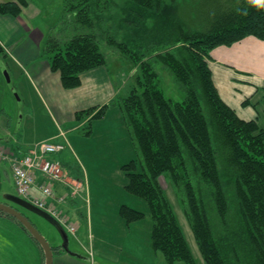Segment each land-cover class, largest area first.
Returning <instances> with one entry per match:
<instances>
[{
  "label": "trees",
  "instance_id": "trees-1",
  "mask_svg": "<svg viewBox=\"0 0 264 264\" xmlns=\"http://www.w3.org/2000/svg\"><path fill=\"white\" fill-rule=\"evenodd\" d=\"M21 4L0 3V14L17 16ZM183 5H190L193 18L203 9L201 0H63L69 23L60 38L48 37L44 52L64 88L79 86L82 72L107 66L103 44L135 65L125 95L79 110L75 120L90 136L92 120L119 108L136 153L121 165L125 189L144 199L149 210L122 205L119 213L127 224L149 218L154 254L161 252L167 264H198L164 180L205 264H264V129L254 119L240 118L221 98L208 62L216 46L248 35L264 39V0H225L222 11L200 29L184 25ZM0 53L5 54L1 45ZM157 63L183 88L182 101L165 95ZM0 217L20 225L44 264L42 247L28 230L8 213L0 211ZM52 250L65 252L60 245Z\"/></svg>",
  "mask_w": 264,
  "mask_h": 264
},
{
  "label": "crops",
  "instance_id": "crops-1",
  "mask_svg": "<svg viewBox=\"0 0 264 264\" xmlns=\"http://www.w3.org/2000/svg\"><path fill=\"white\" fill-rule=\"evenodd\" d=\"M8 1L17 0H0V3ZM23 1L24 5H19L20 13L17 16L0 14V45L15 64L18 73L22 72L19 76L29 86L30 96L26 98V106L38 108L49 118L52 126L62 130L61 133L60 130L55 134L51 133L47 138L48 141L68 143L66 145L70 153L67 151V154H62L63 159H58L62 167L65 168L69 160L68 154L72 153L78 155L84 164L81 170L76 171L77 176L75 172H71V177L68 179L66 176L65 182H54V199L45 198L52 201L75 227L74 243L81 247L80 250L70 249L82 257L66 252L57 253L54 255L53 264H139L142 252L145 255L148 253L151 225L149 230L142 232L143 219L127 224L119 213L122 205L149 213L146 201L125 189L127 178L121 165L130 160L128 158L133 155V147L128 136L125 138L127 129L119 108H109L104 118L93 120V132L90 136H68L74 127H62L63 123L73 122L77 111L107 103L119 93L120 86L113 83L108 67L101 65L82 72L79 86L64 88L59 72L51 70L48 55L44 52L45 32L34 23L44 10V2L40 4L39 0ZM208 62L221 98L240 118L254 119L264 129V39L248 35L231 45L216 46L210 51ZM23 92L25 100L27 89H23ZM108 114L120 124V136L111 134L112 130L106 126ZM2 125L0 133L7 136L8 130ZM47 140L27 141L24 149L16 145L11 146L10 150H13L11 153L24 154L35 144ZM0 141L6 140L0 136ZM96 173L105 176L107 190L104 206L93 204L92 195L95 197L96 193L92 194L91 182H98ZM43 181L44 177L38 175L36 185ZM36 185L31 187L30 194L42 198L43 195ZM60 197L63 200L57 202L56 199ZM81 210L85 211L84 214H81ZM82 217L85 220L79 222ZM84 221L85 229L81 235H77ZM82 235L86 244L80 241ZM141 235H146L144 240ZM7 236L6 234L5 239L12 245L7 246V241L2 240L0 235V254L10 255L8 263H42L38 248L26 236L17 239H9ZM7 247L13 248V251H8ZM149 254L144 260L149 259ZM95 257L101 260L96 262ZM93 260L96 263H90Z\"/></svg>",
  "mask_w": 264,
  "mask_h": 264
},
{
  "label": "rangeland",
  "instance_id": "rangeland-1",
  "mask_svg": "<svg viewBox=\"0 0 264 264\" xmlns=\"http://www.w3.org/2000/svg\"><path fill=\"white\" fill-rule=\"evenodd\" d=\"M39 2L40 4L44 2V10L40 14V16H38L35 19L34 21L35 26L39 25L40 28L42 27L41 30L45 32V41L48 39V37L51 36L52 37L57 36L58 38H60V36L58 35H60L61 32H63L62 30L69 23L68 21L64 20L65 17L63 15V10H62L63 0H43V1L39 0ZM201 5H203V9L201 11H195V15H194L195 18H193V16L191 15L193 9L190 8V5H183L182 7H179V12H180L179 17L184 22V25L187 28L200 29L203 26L206 27V25L210 23L212 17L214 16L212 14L216 12L217 9L218 10L221 9L219 11H222V9L225 7V0H201ZM211 11L212 13L209 15ZM102 49L107 55V60H108L107 67L109 70L110 77L116 86H120L119 93L116 95L119 96L125 95L130 90L131 86L134 83V73L136 71L135 65L129 58H127L125 55L120 53L115 48L103 44ZM156 69L159 72L160 87L163 89L165 95L176 101H182L185 98V92L181 87V85L175 81L172 72L168 68L158 63L156 64ZM5 73H7L10 82L7 81ZM20 74H22V72L18 73V70L16 69L15 64L11 61L10 57L7 54L0 53V128L1 125L4 123L2 126L3 127L6 126V129L8 130L7 136L2 135L0 133L2 139L6 140V141H0V149L5 153H7L8 151L11 153L13 151L12 149L10 150V148H12L11 146L17 145L21 149H24L26 147L27 141L35 142L37 140H47V138H49V135L51 133L55 134L56 132H58V130H60L52 126L49 118L44 116L38 108H35L33 106L31 107L26 106V102H27L26 98L30 96V89L28 84L24 81L25 79L19 76ZM23 89H27V93H28L27 95H25L27 96L25 97V100H23V96H24ZM114 107L117 106H112L110 107L109 110H111V108ZM105 122H106V126L112 130L110 132L111 134L120 136L122 130L120 124L118 123V121H116V119L111 118L110 114H108ZM69 126L74 127V129L73 131H71L70 134L67 132L68 136L69 135L75 136V134H77L79 136L86 137L82 133L83 123L80 122L78 123L74 119L73 122L69 121L67 123L62 124L63 128ZM59 132L61 133L62 130H60ZM92 132H93V126L91 133ZM67 133H66V137H68ZM124 135L125 138L128 136V139L133 147V155L128 159L136 158L134 146L128 131ZM8 137H10L9 140L7 139ZM51 142H55V141H51ZM67 147L68 145H66L64 151L48 155V158L63 159L62 154L63 153L67 154L69 152L67 150ZM68 155H69L68 157L69 160L65 165V168L62 167V171L66 172L65 175L69 179V177H71V172H75L74 174L75 176H77L76 171L77 170L79 171V169L81 170L82 165L84 166V164L82 163L81 161L82 159L79 158L78 155H74L73 153ZM80 173L82 174V172ZM96 176L98 178V182L97 183H93V181L91 182L92 194L96 193L95 197L94 195H92L93 204L94 205L101 204L102 206H104L105 205L104 203L106 201L104 196H105V191L107 190L104 183L105 176L102 177L99 173H96ZM55 183H57V181ZM162 184L171 200L176 216L184 230V233L187 237L188 243L191 247L194 257L196 258V261L198 262V264H205L198 250L196 241L193 237L187 219L183 214V211L177 201L176 195L171 185L169 183H166L164 180H162ZM5 194L18 195L16 186L11 176L10 167L6 163L0 161V202H6L9 203L10 205H13L14 207H17L14 203L8 201L5 198L4 196ZM108 196H110L109 193ZM47 198L52 200L54 199V195ZM61 198L62 197L57 198L56 199L57 202H59ZM44 202L47 208H51L57 214L58 208L52 203V201L51 202L44 201ZM22 211L26 213V215L34 223V225L41 232V234L47 239L50 245L58 246V244H61L60 234L51 223H49L46 219H44L39 215H36L31 211H28L26 209H22ZM80 212L81 214L82 213L84 214L85 211L81 210ZM81 220H85L84 217L79 218V222H81ZM84 224L85 221L78 230L77 235H81L82 231H84L85 229ZM142 224H143L142 232H145L146 230H149V225H151V221L149 220L148 217H146L143 219ZM6 234L8 235L6 238L9 239L14 237L15 239H17L20 238L21 236H26L29 241H32L17 222L13 220L11 221V219L9 220L0 217L1 239L4 240L5 242L7 241L6 245L10 246L12 244L5 239ZM9 234H11L12 236H10ZM67 234L69 239V247L72 249L75 248L76 250L77 249L80 250L81 247H79L74 243L76 238H74L75 236L73 235V233L67 232ZM141 236H142L141 239L144 240V237L146 235H141ZM80 241L82 244H86V240L83 237V235L82 237H80ZM148 247L149 248L147 254L150 253L149 259L147 261L144 260L147 254L145 255L143 251L141 255V261L139 264H167L161 252H156L154 254L150 249L149 243H148ZM7 249L9 251L10 248L7 247ZM12 249H10V251H13ZM9 257L10 255L8 253L0 254V264H12V263H8ZM100 260L101 259H99L98 257L96 258V262H99ZM96 262H94L93 260V262L90 263H96ZM36 264H43V263H36ZM176 264H185V263L179 261Z\"/></svg>",
  "mask_w": 264,
  "mask_h": 264
},
{
  "label": "built area",
  "instance_id": "built-area-1",
  "mask_svg": "<svg viewBox=\"0 0 264 264\" xmlns=\"http://www.w3.org/2000/svg\"><path fill=\"white\" fill-rule=\"evenodd\" d=\"M64 136V134L62 133ZM66 147L64 142H50L43 141L35 144L27 153L22 155H8L0 149V160L6 161L12 171L13 181L19 195L29 197V191L35 183L36 174L44 177L45 182L39 185L41 193L45 196H53L51 181L64 180V173L62 171L61 162L58 159L48 158V155L59 153ZM32 203L40 208H44L60 222L66 223V219L56 214L51 208L45 206L44 200L38 197H30ZM70 230L74 228L68 226Z\"/></svg>",
  "mask_w": 264,
  "mask_h": 264
},
{
  "label": "water",
  "instance_id": "water-1",
  "mask_svg": "<svg viewBox=\"0 0 264 264\" xmlns=\"http://www.w3.org/2000/svg\"><path fill=\"white\" fill-rule=\"evenodd\" d=\"M5 76L7 78V81L10 82L7 73H5ZM4 196L7 200L11 201L12 203H15L46 219L59 232L60 237L62 239V243H61L62 248L69 254L82 257L80 254L70 250L67 232L64 229V227L53 216H51L49 213L45 212L44 210H41L38 207L34 206L30 202L20 198L17 195L5 194ZM0 211H3L15 217L28 230V232L39 242L45 257L44 264H53L54 255L51 245L49 244L47 239L41 234V232L36 228V226L30 221V219L20 210L16 209L12 205L7 204L5 202H0Z\"/></svg>",
  "mask_w": 264,
  "mask_h": 264
},
{
  "label": "flooded vegetation",
  "instance_id": "flooded-vegetation-1",
  "mask_svg": "<svg viewBox=\"0 0 264 264\" xmlns=\"http://www.w3.org/2000/svg\"><path fill=\"white\" fill-rule=\"evenodd\" d=\"M9 204V203H8ZM13 206V205H12ZM17 207L16 208H18L19 207V210H21L22 211V207H20V206H18V205H16ZM23 213H24V211H22ZM24 214H26V213H24Z\"/></svg>",
  "mask_w": 264,
  "mask_h": 264
}]
</instances>
